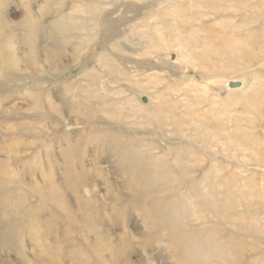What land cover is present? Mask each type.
Here are the masks:
<instances>
[{
	"label": "rangeland",
	"instance_id": "374dc122",
	"mask_svg": "<svg viewBox=\"0 0 264 264\" xmlns=\"http://www.w3.org/2000/svg\"><path fill=\"white\" fill-rule=\"evenodd\" d=\"M261 49L264 0H0V264H264Z\"/></svg>",
	"mask_w": 264,
	"mask_h": 264
},
{
	"label": "bare ground",
	"instance_id": "6f19581e",
	"mask_svg": "<svg viewBox=\"0 0 264 264\" xmlns=\"http://www.w3.org/2000/svg\"><path fill=\"white\" fill-rule=\"evenodd\" d=\"M159 1V0H158ZM165 2V1H164ZM181 3H182V1H180ZM160 3H162V4H164L163 3V1H161ZM160 3H158V4H160ZM193 3V2H192ZM191 3V4H192ZM196 3V2H195ZM215 3V2H214ZM190 4V3H189ZM96 5V4H95ZM98 5V4H97ZM157 5V4H156ZM161 5V4H160ZM246 5V4H245ZM99 6V5H98ZM102 6V5H101ZM100 6V7H101ZM104 7H107V6H104ZM109 7V6H108ZM161 7V6H160ZM188 7V6H187ZM138 8V7H137ZM190 8V7H189ZM249 8V7H248ZM121 9V8H120ZM140 9V8H139ZM230 9V8H229ZM254 9V8H253ZM119 10V9H118ZM138 10V9H137ZM145 10V9H144ZM190 10V9H189ZM206 10V9H205ZM79 11H80V9H79ZM212 11V10H211ZM250 11V10H249ZM252 11V10H251ZM138 12V11H137ZM206 12V11H205ZM210 12V11H209ZM81 13V12H80ZM118 13V12H117ZM179 13V12H178ZM183 13V12H182ZM72 14V13H71ZM82 14V13H81ZM80 14V15H81ZM218 14V13H217ZM78 15V14H77ZM178 16V15H177ZM183 16V15H182ZM187 17V16H186ZM170 18V17H169ZM202 18V17H201ZM178 19V18H177ZM180 19H182V18H180ZM185 19V18H184ZM207 19V18H206ZM78 20V19H77ZM171 20V19H170ZM193 21V20H192ZM191 21V22H192ZM197 21V20H196ZM200 21V20H199ZM198 21V22H199ZM151 22V21H150ZM178 22H180V21H178ZM177 23V22H176ZM175 23V24H176ZM125 24V23H124ZM129 24H130V21H129ZM146 24V23H145ZM183 24V23H182ZM185 24V23H184ZM120 25V24H119ZM140 25H142V24H140ZM159 25V24H158ZM142 26H144V25H142ZM157 26V25H156ZM221 26V25H220ZM224 26V25H223ZM130 27V26H129ZM128 27V28H129ZM134 27V26H133ZM154 27V26H153ZM159 27V26H158ZM234 27V26H233ZM132 28V27H131ZM142 28H144V27H142ZM147 28H149V27H147ZM175 28V27H174ZM215 28V27H214ZM176 29V28H175ZM207 29V28H206ZM231 29H232V27H231ZM200 30V29H199ZM147 31V30H146ZM168 31V30H167ZM210 31V30H209ZM135 31L134 30H132V34H135L134 33ZM143 32V31H142ZM160 32V31H159ZM166 32V31H165ZM172 32V31H171ZM177 32V31H176ZM191 32V31H190ZM200 32V31H199ZM207 32V31H206ZM138 33H140V31L138 32ZM153 33V32H152ZM209 33V32H208ZM111 34V33H110ZM161 34V33H160ZM203 34V33H202ZM226 34V33H225ZM114 35H115V33H114ZM156 35V34H155ZM197 35H199V34H197ZM210 35H211V33H210ZM137 36V35H136ZM189 36V35H188ZM203 36V35H202ZM216 36V35H215ZM228 36V35H227ZM226 36V37H227ZM233 36V35H232ZM113 37V36H112ZM142 37H143V35H142ZM157 37H158V35H157ZM162 37V36H161ZM167 37V36H166ZM185 37V36H184ZM196 37V36H195ZM223 37H225V36H223ZM188 38V37H187ZM198 38V37H197ZM174 39V38H173ZM191 39V38H190ZM195 39V38H194ZM226 39V38H225ZM221 40V42H222V44L220 45V43H219V46L218 45H216V46H214L213 44L212 45H208L207 47H210V49L208 50V49H206V50H208V51H206V50H204V51H201V48H200V51H195V52H191V51H189L188 49H187V46H185V41L183 42V41H181V39L178 37V38H176V40H175V49H177V50H179V59L177 60V56H175V57H172L171 59L172 60H174V61H177V63L179 64V62H180V65H181V63H183L184 64V66H185V64H188V65H192L193 67H194V69H197V70H200V71H203L204 73H205V75H207V73H208V71H209V69H208V66H205L206 64H209V65H212L213 66V69L214 70H216V72H219L220 74L218 75V77H217V82L216 81H214V83H222V84H227V86L229 87V88H232V89H235V88H239V89H241V88H244V85H246L247 83L246 82H244V81H239V82H233L232 81V79H231V81L229 80V78L228 79H226V77H225V74L223 73V71H226V65L228 66V64L227 63H229L228 61L229 60H231L232 59V61H233V59H237L236 60V62L237 63H235V64H237L238 66H241L240 64H239V61H242V63L244 62V64L246 63V65L249 63L248 62V60H247V55L246 54H248V53H246V52H244V48L243 47H245V45H247V47H248V49H249V47L251 46H249L248 44H245V43H242V42H239L238 40H235V39H226V40ZM125 40V39H124ZM136 40H137V37H136ZM140 40V39H139ZM148 40V39H147ZM202 40V39H201ZM211 40V39H210ZM214 40V39H213ZM217 40V39H216ZM215 40V41H216ZM157 41H158V38H157ZM214 41V42H215ZM119 42H120V40H119ZM163 42V41H162ZM202 42V41H201ZM200 42V43H201ZM248 42V41H247ZM108 43V42H107ZM112 43V42H111ZM110 43V44H111ZM191 43V42H190ZM211 43V42H210ZM252 43H254V42H252ZM113 44V43H112ZM162 44V43H161ZM217 44H218V42H217ZM145 45V44H144ZM163 45V44H162ZM187 45H188V43H187ZM136 46H138L137 44H136ZM190 46V45H189ZM254 46V45H253ZM112 47V46H111ZM118 47V46H117ZM142 47V46H141ZM158 47V46H157ZM202 47V46H201ZM214 47V48H213ZM116 48V47H115ZM115 48H114V50H115ZM159 48V47H158ZM161 48V47H160ZM166 48H167V51L168 50H170V49H172L170 46H166ZM165 48V49H166ZM206 48V47H205ZM254 48V47H253ZM245 49H246V47H245ZM248 49H246V50H248ZM117 50V49H116ZM164 50V49H163ZM172 50H174V49H172ZM195 50V49H194ZM245 50V51H246ZM250 50V49H249ZM262 50V49H261ZM264 50V49H263ZM262 50V51H263ZM121 51H123V50H121ZM175 51V50H174ZM251 51H253V50H251ZM260 51V50H259ZM118 52V51H117ZM138 52H139V50H138ZM156 52V51H155ZM141 53H144L143 51L141 52ZM244 53H246V54H244ZM255 53V52H254ZM173 54H175V53H173ZM178 54V53H177ZM137 55V54H136ZM150 55V54H149ZM154 55V54H153ZM152 55V56H153ZM249 56L251 55V53H249L248 54ZM262 55V54H261ZM169 56V55H168ZM137 57V56H136ZM252 57H254V55H252ZM138 58H139V56H138ZM251 58V57H250ZM102 59V58H101ZM170 59V60H171ZM49 60V59H48ZM143 60V59H142ZM150 59H148V61H149ZM245 60H247V62L245 61ZM150 61H152V60H150ZM232 61H231V63H229V65H232L233 63H232ZM250 62H251V60H250ZM151 63V62H150ZM169 63V62H168ZM252 63V62H251ZM98 64H100V63H98ZM178 64H177V66H178ZM226 64V65H225ZM104 65V64H103ZM145 65V64H144ZM143 65V66H144ZM150 65V64H149ZM151 65H153L152 63H151ZM147 66V65H146ZM245 66V65H244ZM248 66V65H247ZM179 67H181V66H179ZM191 67V66H190ZM189 67V68H190ZM231 67H233V65L231 66ZM235 68L237 67L236 65L234 66ZM170 68V67H169ZM229 68H230V66H229ZM229 68H227V69H229ZM243 68V67H242ZM246 68V67H245ZM262 68V67H261ZM178 69V68H177ZM185 69H186V67H185ZM185 69H182V70H184L185 71ZM231 69V68H230ZM233 69V68H232ZM248 70V69H247ZM250 70V69H249ZM183 71V72H184ZM242 71V70H241ZM246 71V70H245ZM244 71V72H245ZM215 72V73H216ZM212 73V72H211ZM97 74V73H96ZM147 74V73H146ZM201 74V73H200ZM217 74V73H216ZM232 74H235L234 72L232 73ZM249 74V73H248ZM202 75V74H201ZM227 75V74H226ZM246 75V74H245ZM249 76V75H248ZM150 77V76H149ZM153 77V76H152ZM203 77H205V76H203ZM228 77H229V75H228ZM211 78V77H210ZM243 78V77H242ZM191 79V78H190ZM194 79V78H193ZM206 79H207V77H206ZM209 79V78H208ZM214 79V78H213ZM216 79V78H215ZM195 80V79H194ZM211 80V79H210ZM235 80V79H234ZM260 80V79H259ZM189 81V80H188ZM197 81V80H196ZM212 81L213 80H211V83H212ZM251 81H252V79H251ZM145 82V81H144ZM200 82V81H199ZM248 82V81H247ZM260 82H261V80H260ZM157 83V82H156ZM188 83H190V82H188ZM191 83H193V82H191ZM198 83V82H197ZM209 82H207L206 84H208ZM257 83V82H256ZM264 83V82H263ZM143 84V83H142ZM146 84H147V82H146ZM151 84V83H150ZM194 84V86H193V92H195L196 94H202V95H207V92H206V90H207V88L206 87H201V89H202V91L201 90H199V88H200V84H196V83H193ZM250 84H251V82H250ZM155 85V84H154ZM153 85V86H154ZM159 85V84H158ZM201 85H204V84H201ZM259 85V84H258ZM261 85H263L262 84V82H261ZM205 86V85H204ZM248 86V85H247ZM214 87V86H213ZM255 87V86H254ZM206 90H205V89ZM217 89V88H216ZM215 89V90H216ZM261 89V88H260ZM150 89H147V91H149ZM222 90V89H221ZM226 90V89H225ZM245 90H247V89H245ZM214 91V90H213ZM219 90H217V92H218ZM146 92V91H145ZM190 92V91H189ZM102 93V92H101ZM190 93H192V91L190 92ZM257 93V92H256ZM110 94V93H109ZM172 94V93H171ZM251 94V93H250ZM249 94V95H250ZM137 95V94H136ZM244 95V94H243ZM257 95V94H256ZM262 95V94H261ZM165 96V95H164ZM245 96V95H244ZM260 96V95H259ZM264 96V95H263ZM144 97V96H143ZM170 97V96H169ZM182 97H184V96H182ZM195 97V96H194ZM204 97V96H203ZM168 98V97H167ZM181 98V97H180ZM186 98V97H185ZM217 98V97H216ZM222 98V97H221ZM257 98V97H256ZM150 99V98H149ZM179 99V98H178ZM177 99V100H178ZM218 99H220V98H218ZM247 99V98H246ZM259 99H260V97H259ZM249 101H250V99H248ZM156 101V100H155ZM206 101V100H205ZM260 101V100H259ZM151 102V101H150ZM161 102V101H160ZM184 102V101H183ZM109 103V102H108ZM138 103V102H137ZM153 103V102H152ZM164 103V102H163ZM181 103H182V101H181ZM192 103V102H191ZM156 104H158V103H156ZM186 104V103H185ZM214 104V103H213ZM219 104V103H218ZM222 104V103H221ZM225 104V103H224ZM102 105V104H101ZM117 105H118V103H117ZM165 105V104H164ZM202 104H201V101H199V102H197V106H201ZM226 105V104H225ZM115 106V105H114ZM140 106V105H139ZM154 106H155V104H154ZM158 106V105H157ZM196 106V105H195ZM194 106V107H195ZM163 107V106H162ZM166 107V106H165ZM173 107H175V106H173ZM177 107V106H176ZM185 107V106H184ZM194 107H192V110H193V108ZM211 107V106H210ZM137 108V107H136ZM183 108V107H182ZM181 107H180V110L182 109ZM186 109H187V106H186ZM214 109V108H213ZM216 109V108H215ZM178 111H179V109H177ZM184 110V109H183ZM205 110V108L202 110V112ZM209 110V109H208ZM227 110V109H226ZM117 111V110H116ZM129 111V110H128ZM186 111V110H185ZM213 111V110H212ZM217 111V110H216ZM162 112V111H161ZM191 112H193V111H191ZM197 112V111H196ZM210 112V111H209ZM165 113V112H164ZM199 113V112H198ZM231 113V112H230ZM119 114V113H118ZM117 114V115H118ZM169 114V113H168ZM174 114V113H173ZM188 114V113H187ZM203 114V113H202ZM201 114V115H202ZM208 114V113H207ZM207 114H205V115H207ZM224 114V113H223ZM153 115H155V116H157L156 115V113L154 112L153 113ZM160 115V114H159ZM178 115V114H177ZM181 115V114H180ZM184 115H186V114H184ZM191 115V114H190ZM189 115V116H190ZM215 115H216V113H215ZM221 115V114H220ZM238 115H239V113H238ZM110 116V115H109ZM171 116H173V115H171ZM175 116V115H174ZM187 116V115H186ZM188 116V117H189ZM219 116V115H218ZM232 116V115H231ZM191 117H192V115H191ZM195 117H197V116H195ZM211 117H213V115L211 116ZM237 117V116H236ZM124 118V117H123ZM152 118H154V117H152ZM176 118H177V116H176ZM175 118V119H176ZM183 118H185L184 116H183ZM201 118H202V116H201ZM218 118V117H217ZM220 118H222V117H220ZM232 118V117H231ZM235 118V117H234ZM233 118V119H234ZM180 120H181V117L179 118ZM191 119V118H190ZM219 119V118H218ZM246 119H247V117H246ZM123 120V119H122ZM180 120H179V123H180ZM183 120V119H182ZM198 120H200V119H198ZM203 120V119H202ZM220 120V119H219ZM184 121H186V123H187V120H184ZM183 121V122H184ZM229 121V120H228ZM241 121H242V119H241ZM190 122H191V120H190ZM200 122V121H199ZM203 122H204V120H203ZM202 122V123H203ZM223 122V121H222ZM244 122V121H243ZM201 123V122H200ZM206 123H208V122H206ZM238 123V122H237ZM244 123H246V122H244ZM149 124V123H148ZM156 124V123H155ZM188 124H189V121H188ZM197 124H199V123H197ZM231 124V123H230ZM236 124V123H235ZM239 124V123H238ZM237 124V125H238ZM178 125H180V124H178ZM232 125V124H231ZM245 125V124H244ZM246 125H247V123H246ZM166 126V125H165ZM174 126V125H173ZM186 126H189V125H186ZM204 126V125H203ZM230 126V125H229ZM236 126V125H235ZM167 127V126H166ZM170 127V126H169ZM182 127V126H181ZM184 127V126H183ZM239 127V126H238ZM185 128V127H184ZM212 128V127H211ZM229 128V127H228ZM227 128V129H228ZM234 128H236V127H234ZM245 129H246V127H244ZM243 128V129H244ZM181 129V128H180ZM179 129V130H180ZM183 129V128H182ZM205 129H206V127H205ZM216 129V128H215ZM222 129V128H221ZM237 129H240V127L239 128H237ZM236 129V130H237ZM208 130H209V128H208ZM230 130V129H229ZM248 130V129H247ZM246 130V131H247ZM250 131V130H249ZM252 131V130H251ZM187 132V131H186ZM218 132H220V131H218ZM185 133V132H184ZM184 133H181V134H184ZM192 133V132H191ZM190 133V134H191ZM229 133V132H228ZM235 133V132H234ZM213 134L214 133H212V136H213ZM225 134V133H224ZM200 135H203V134H200ZM250 135V134H249ZM196 136V135H195ZM212 136H211V138H212ZM215 136V135H214ZM216 136H217V134H216ZM188 137V136H187ZM218 137V136H217ZM65 138H66V136H65ZM182 138H184L183 136H182ZM197 138V137H196ZM142 139V138H141ZM199 139V138H198ZM214 139H215V137H214ZM235 139V138H234ZM212 140V139H211ZM231 140H232V138H231ZM221 141H223V140H221ZM230 141V140H229ZM238 141V140H237ZM236 141V142H237ZM218 142H220V141H218ZM225 142V141H224ZM228 142V141H227ZM239 142V141H238ZM237 142V143H238ZM264 142V141H263ZM215 143H217V142H215ZM236 143V144H237ZM240 143V142H239ZM248 143V142H247ZM221 144V143H220ZM222 145V144H221ZM233 145V144H232ZM259 145V144H258ZM263 145H264V143H263ZM59 146V145H58ZM164 146V145H163ZM223 146V145H222ZM236 145L234 144V147H235ZM240 146H242V145H240ZM243 146H245V145H243ZM247 147H248V145H246ZM245 146V147H246ZM255 146V145H254ZM224 147V146H223ZM211 148V147H210ZM236 148V147H235ZM239 148V147H238ZM240 148H243L244 149V147H240ZM212 149H213V147H212ZM238 150V149H237ZM246 150V149H245ZM248 150V149H247ZM246 150V151H247ZM251 150H250V148H249V152H250ZM231 152H234L233 150L231 151ZM230 152V153H231ZM237 152V151H236ZM252 152L254 153V151L252 150ZM258 152V151H257ZM244 154V152L242 153V155ZM233 155V154H232ZM241 155V156H242ZM236 156V155H235ZM244 156V155H243ZM240 157V156H239ZM247 157V156H246ZM246 157L245 158H243V159H246ZM248 158V157H247ZM249 160L251 159L250 158V156H249V158H248ZM248 159H246L247 161H248ZM241 160V159H240ZM50 172H52V171H50ZM147 172V171H146ZM207 176V175H206ZM151 177H152V175H151ZM207 178H209V177H207ZM211 178V177H210ZM250 189V191H252V193H253V190H251V188H249ZM246 190H248V187H247V189ZM228 192V191H227ZM240 192V191H239ZM258 192V191H257ZM261 193V192H260ZM259 193V194H260ZM240 194V193H239ZM263 194V193H262ZM244 195V194H243ZM240 196V195H239ZM238 196V197H239ZM248 196H249V194H248ZM252 196H253V194H252ZM259 196V195H258ZM246 197V196H245ZM254 197V196H253ZM260 197H262L261 195H260ZM247 198H249V197H247ZM259 199V198H258ZM262 199V198H261ZM241 200H242V198H241ZM248 200V199H247ZM264 200V199H263ZM259 201V200H258ZM243 202V201H242ZM260 202V201H259ZM245 204H247V203H245ZM248 205V204H247ZM262 205V204H261ZM243 206V205H242ZM255 206V205H254ZM244 207H246V206H244ZM259 207V206H258ZM233 208V207H232ZM254 208V207H253ZM205 216V215H204ZM261 216H263V215H261ZM261 218V217H260ZM259 221H261V220H259ZM264 221V220H263ZM263 224H264V222H263ZM173 226V225H172ZM88 232V231H87ZM121 238V237H120ZM41 249V248H40ZM44 254V253H43ZM31 263V262H30Z\"/></svg>",
	"mask_w": 264,
	"mask_h": 264
}]
</instances>
